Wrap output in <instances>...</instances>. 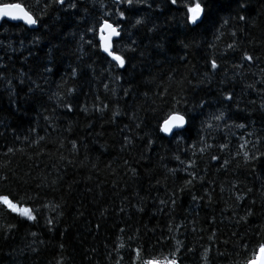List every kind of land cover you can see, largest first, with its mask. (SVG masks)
<instances>
[{"label":"trees","instance_id":"obj_1","mask_svg":"<svg viewBox=\"0 0 264 264\" xmlns=\"http://www.w3.org/2000/svg\"><path fill=\"white\" fill-rule=\"evenodd\" d=\"M195 2L0 0L38 19L0 21V195L36 217L0 203V264H243L264 241V0L192 25Z\"/></svg>","mask_w":264,"mask_h":264},{"label":"snow or ice","instance_id":"obj_2","mask_svg":"<svg viewBox=\"0 0 264 264\" xmlns=\"http://www.w3.org/2000/svg\"><path fill=\"white\" fill-rule=\"evenodd\" d=\"M60 4L64 3V0H58ZM129 4L132 3V0H127ZM172 5H177L178 0H170ZM186 7V16L187 22L192 25H196L200 20L203 19L206 9L208 7L206 0H196L195 3H188L185 5ZM121 19H125V14L123 12L119 13ZM10 18L12 20H21L28 26H35L38 24V19L34 18L33 14H30L29 11L25 10L24 7L21 6L20 3H2L0 4V18ZM240 19H244V17H240ZM137 24H140L141 21L137 20ZM99 42L100 48L110 57L112 61L115 62L119 68L126 67V59L123 55L117 54L116 51L113 50L114 40L113 38H121L122 29H120L119 24L114 25L112 22H109L108 19H104L102 23L99 24ZM232 47V45H229ZM123 51V49H121ZM245 59L252 60L253 57L246 56ZM217 64L215 61H212V68L215 69ZM227 99H231V96L227 97ZM70 108V106H69ZM217 120H221L224 118V114L221 113L219 116L214 117ZM187 119L185 115L179 114L178 112H170L163 118L162 124H160V131L162 133L171 134L173 133L174 128H182L186 125ZM210 126V125H209ZM75 146V145H74ZM223 147V145L221 146ZM11 151V149L9 150ZM248 153H245V157L247 158ZM213 159H217V157L213 156ZM227 163V161L225 162ZM189 183H191L189 181ZM0 203L6 205L12 212H20V215L27 217L29 220H35L36 217L32 214V211L28 208L18 209L17 205L13 203V200L10 199L8 195H0ZM163 203V202H162ZM49 224L52 223L51 220L48 221ZM123 231V230H122ZM35 235V233H33ZM62 247V246H61ZM122 247V245H121ZM248 246L245 245V255L246 259L243 261V264H264V241H261L257 247L251 252V255H247ZM137 256L144 251L143 248H137L133 250ZM143 264H162L160 260L146 258L143 260ZM164 264H178L176 259H168L164 262Z\"/></svg>","mask_w":264,"mask_h":264},{"label":"water","instance_id":"obj_3","mask_svg":"<svg viewBox=\"0 0 264 264\" xmlns=\"http://www.w3.org/2000/svg\"><path fill=\"white\" fill-rule=\"evenodd\" d=\"M22 6V5H21ZM23 7V6H22ZM26 10V9H25ZM3 19H6V20H8V21H11V22H21V23H23V24H25L23 21H21V20H12V19H10V18H7V17H5V18H0V21L1 20H3ZM25 25H27V24H25ZM28 26V25H27ZM36 26V25H35ZM35 26H29V27H31V28H33V27H35ZM162 124V123H161ZM186 126V125H185ZM184 126V127H185ZM184 127H182V128H174L173 129V132H175V131H179V130H182V129H184ZM165 136H171L172 135V133L171 134H166V133H163Z\"/></svg>","mask_w":264,"mask_h":264},{"label":"rangeland","instance_id":"obj_4","mask_svg":"<svg viewBox=\"0 0 264 264\" xmlns=\"http://www.w3.org/2000/svg\"><path fill=\"white\" fill-rule=\"evenodd\" d=\"M14 203V202H13ZM16 204V203H15ZM17 205V207H18V209H22V208H26V207H24V206H21V205H18V204H16ZM14 213H16V214H19L20 215V212L19 211H17V212H14ZM22 216V215H21ZM23 217H25V216H23ZM25 218H27V217H25Z\"/></svg>","mask_w":264,"mask_h":264}]
</instances>
